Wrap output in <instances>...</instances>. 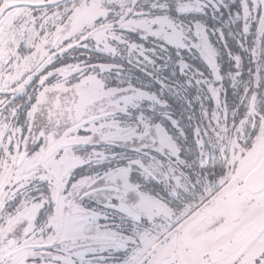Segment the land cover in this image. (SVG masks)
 Returning a JSON list of instances; mask_svg holds the SVG:
<instances>
[{"label":"snow or ice","instance_id":"snow-or-ice-1","mask_svg":"<svg viewBox=\"0 0 264 264\" xmlns=\"http://www.w3.org/2000/svg\"><path fill=\"white\" fill-rule=\"evenodd\" d=\"M0 264H264V0H0Z\"/></svg>","mask_w":264,"mask_h":264}]
</instances>
